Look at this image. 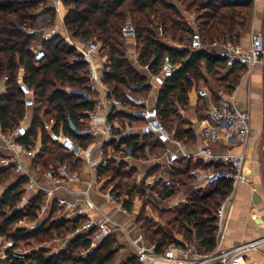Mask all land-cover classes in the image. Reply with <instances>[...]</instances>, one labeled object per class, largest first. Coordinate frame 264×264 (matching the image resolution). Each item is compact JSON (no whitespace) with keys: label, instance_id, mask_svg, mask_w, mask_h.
<instances>
[{"label":"trees","instance_id":"trees-1","mask_svg":"<svg viewBox=\"0 0 264 264\" xmlns=\"http://www.w3.org/2000/svg\"><path fill=\"white\" fill-rule=\"evenodd\" d=\"M62 1L63 6L67 7L63 24L69 35L84 41L96 38L108 51L109 64L103 74V81L114 96H121L125 89L132 86L135 91H149V87L144 85L145 73L138 70L127 56L126 40L121 35V28L127 20L135 29V50L139 64L149 63L152 73L161 70L164 57L178 65L158 89L155 104L161 121L173 131L176 139L189 142L195 139L193 129L186 126L187 122L180 117L178 111V107H187L186 92L192 83L202 82L212 91L214 88H221L230 93L243 71V67L239 65L226 68L225 60L209 50L208 46L215 40L225 39L239 43L250 15V0ZM40 8L54 12L47 0H0V78L4 74L9 75L7 92L0 96V125L3 130L8 131L25 117L26 109L16 86L21 66L24 70L23 79L33 89L35 101L28 134L23 139L24 144L26 147L31 146L40 131L42 145L36 156L43 159L42 164L48 165L50 161L57 159L66 161L75 168L78 160L63 146L50 140L40 115L43 119L45 116H48V120L54 119L53 130L57 131L59 125H62L63 132L75 141H80L83 146L91 140L80 139L66 125V117L70 116L77 121L78 113L87 104L79 103L76 98L67 96L59 89L61 86L87 88V65L59 34L42 43L45 56L37 64L34 63L30 46L38 40V35H28L21 28L34 27L37 10ZM192 23L196 25L202 38L205 46L203 49H191L189 46L194 32ZM158 27L161 28V35ZM208 76L212 78L211 82H207ZM125 142L133 147L135 155L143 154L146 146L150 153L164 149L163 144L150 139L139 144L137 135ZM198 163L203 166L200 161ZM97 171L108 175L106 183L112 184L121 196L127 197L125 206L129 211L134 197L138 196L143 201L137 211L136 225L147 241L156 244L157 250L164 248L170 242L166 234L139 215L146 206L154 204L146 194L142 182L137 183L136 171H127L124 162H109L105 168H98ZM185 178L182 183L190 190L191 184L185 182ZM25 183L26 178L15 176L11 168L0 169V184H8L7 190L0 197V237L12 238L16 245H28L31 239L40 243L53 236L64 237L71 232L81 217L73 220L54 218L59 214L55 204L51 205L49 217L41 220L36 227L19 225L34 221L42 202V196L36 195L24 209L14 210ZM231 188V182L223 180L207 193L190 194L186 204L177 211V232L182 233L188 241L194 240L202 251L214 248L215 211ZM87 247L88 240L84 236L75 235L57 254H47V250L39 249L32 250L29 257L35 264H112L118 250L112 235L86 258L80 257L79 252ZM1 264L22 262L6 259ZM119 264H135V260L131 256Z\"/></svg>","mask_w":264,"mask_h":264},{"label":"built area","instance_id":"built-area-1","mask_svg":"<svg viewBox=\"0 0 264 264\" xmlns=\"http://www.w3.org/2000/svg\"><path fill=\"white\" fill-rule=\"evenodd\" d=\"M54 9L57 10L55 5ZM192 26L194 32L191 34L190 48H205L196 25L192 23ZM21 30L28 35H38V40L30 46L35 64L45 56L42 43L56 34L62 36L65 42L79 54L80 59L86 63L87 88L61 86L59 89L67 96L76 98L79 103L87 104V107L82 108L78 113L77 121L67 116L66 125L75 136L91 140L83 146L80 141H75L71 136L66 135L62 130V125H59L57 131L53 130L54 119H50L49 124H46L42 115L40 117L51 141L63 146L73 155L74 159H79L95 168L90 185L100 192L104 200L114 209L128 214L129 210L125 206L127 197L121 196L112 184H107L108 175L98 173L97 170L105 168L109 162L115 164L129 162L137 156L133 153V147L125 142L126 139L135 135L138 136L139 144H142L145 139L163 144L162 153L166 155L169 163L179 158L178 152L183 154L182 140L174 137L173 131L161 121L155 107L158 89L164 80L178 68V65L172 64L167 57H164L161 70L152 73L149 63L139 64L135 50V29L129 20L125 21L121 28V35L125 38L126 44L129 42L132 44L134 58L131 63L145 73L144 85L149 87V91H135L132 86V88L125 89L121 96L116 97L103 81V74L108 69L109 58L108 51L101 41L96 38L89 41L73 38L65 29L64 24L61 28L52 23L48 26L21 28ZM158 32L161 35L160 27H158ZM213 46L218 49H212ZM208 49L213 50L225 60L226 68L239 65L244 70L250 71L264 58V33L260 30L252 31L246 46L225 39L215 40L208 46ZM23 75L24 70L20 66L16 86L26 114L24 119L11 130L5 131L0 125V169L11 168L15 176L26 178L23 192L14 210L24 209L36 195L42 196V202L36 211L37 218L32 222L19 225L29 228L36 227L41 220L49 217L51 205L55 204L59 214L54 218L62 217L73 220L81 217V220L71 232L63 237L60 245L54 247L49 254L59 253L68 244L70 238L81 235L88 240V247L81 250L79 256L86 258L113 234L114 224L93 201L89 195V189L84 192L80 201L56 195V192L62 188V184L77 182L80 177L78 169L73 168L66 161L56 160L42 171L41 174L52 183L50 187L36 180V169L22 163V154H27L32 159L41 147V143H35V140L34 144L29 147H26L23 142L28 134L31 110L35 104L34 91L23 79ZM8 80V74L0 78V96L6 94ZM186 98L190 106L198 105L201 99L208 101L203 122L196 132L199 137L196 160L203 165V168L195 173L200 181L196 187L214 186L223 180L230 181L232 186L245 182L246 158L243 152L236 153L232 148L234 146L245 147L247 144L250 133L248 112L239 110L234 105L230 93L221 88H214L212 91L202 83L193 82L186 92ZM179 111L182 113V110ZM37 134L40 136V131ZM168 143H173L178 152L167 148ZM220 143H223L226 149L223 152H215L214 147ZM143 155L152 159L148 146L144 148ZM140 182L153 203L156 199L168 196L174 188L171 177L166 172L147 174L139 180V184ZM7 188L8 184H0V197ZM227 200L226 196L215 211L216 233L222 229ZM53 242L58 243L60 240L54 238ZM263 242L264 237L228 249L214 247L208 251H202L194 240L188 241L180 238L170 241L164 248L157 250L155 243L138 235L130 239L135 251L127 258L132 256L135 264H240L251 250ZM32 250L34 249L26 248L24 245H16L12 238L0 237V264L6 259H17L22 264H35L29 257Z\"/></svg>","mask_w":264,"mask_h":264},{"label":"crops","instance_id":"crops-1","mask_svg":"<svg viewBox=\"0 0 264 264\" xmlns=\"http://www.w3.org/2000/svg\"><path fill=\"white\" fill-rule=\"evenodd\" d=\"M48 1H50L53 9L54 5L57 8V10L54 9L56 13L55 24L61 28L66 8L59 0ZM250 1L251 8L248 22L239 38V44L243 46L248 44L252 31L260 30L264 33V0ZM47 14L48 12L42 13L40 17L44 18ZM192 19L191 16L190 20ZM128 44L127 51L129 48L133 52L132 44L130 42ZM211 48L218 49L216 46ZM230 94L234 105L239 110L247 111L250 118V133L246 146H234L232 148L236 153H244L246 158V181L233 185L231 191L227 194L228 200L224 209L223 226L216 233L215 247L217 249H228L235 245L264 237V159L262 157L264 145V58L250 71L243 69L237 84ZM207 102V100L201 99L196 106L187 105V110L183 107H178V111L182 110V113L179 111V114L186 119V126L192 128L195 135L193 141L182 140L183 154L176 150V146L173 143L166 144L167 148L178 152V159L169 163L168 158L161 151L158 153L151 152L152 159L139 153L129 162H124L127 171L131 169L136 171L137 183H139V180L143 176L153 172L168 173L174 188L168 196L161 197L160 199L167 201L175 197L176 199L183 198L186 201V196L189 192L184 194V191H176L178 186L183 184L182 179L185 176L187 177L185 178V182H190L192 186L191 191H194L196 195L207 193L204 192L205 188L213 189V186L206 185L196 187V184L200 181L196 178L195 174L203 168V166L199 165L195 155L199 144V137L196 132L203 122ZM40 136L37 134L34 139L35 143H41ZM225 149L226 146L223 143L214 147L215 152H223ZM39 150H37L32 159L27 154H22L21 161L25 165H31L33 169H36V180L40 184L50 187L52 183L41 173L57 159L50 161L48 165L42 164L43 159H39L36 156ZM75 160H78V165L75 168L80 173L79 180L70 184H62V188L56 192V195L63 196L69 200L80 201L83 198L84 192L89 189V195L93 201L98 205L102 213L110 217L114 224L112 236L115 238L118 246L119 256L127 257L135 251L134 246L130 243V239L138 235L143 236L135 222L141 200L138 196L134 197L132 209L128 214H123L114 209L111 204L104 200L100 192L90 185L95 168L79 159ZM201 192L202 194H200ZM153 204H156V202ZM240 264H264V242L251 250Z\"/></svg>","mask_w":264,"mask_h":264},{"label":"rangeland","instance_id":"rangeland-1","mask_svg":"<svg viewBox=\"0 0 264 264\" xmlns=\"http://www.w3.org/2000/svg\"><path fill=\"white\" fill-rule=\"evenodd\" d=\"M61 3H63L62 0H59ZM47 3L49 6H51L50 1L47 0ZM65 7V6H64ZM66 8V12H67V7ZM38 14L36 15V19H35V23H34V27H41V26H48L52 23H55V17H56V13L54 12H50L48 10H43L42 8H40L39 10H37ZM48 12V14L42 18L40 17L42 13H46ZM66 14V13H65ZM193 14L191 13V16ZM129 45V44H128ZM127 56L128 58L132 61L133 60V55L131 50L128 48L127 51ZM207 82H211L212 78L211 77H206ZM202 83V82H201ZM204 84V83H202ZM185 110H187V108H185ZM181 118H183L185 121L186 119L183 116H180ZM46 124H49V120H48V116L44 118ZM176 125V123H175ZM175 125L173 127H175ZM155 153L161 152L160 150H155ZM190 185V182H188ZM192 190V186L191 189H186V185L185 184H180V186H178L177 190L178 192H185L184 194H186L187 192H189V194L186 196V201L183 198L180 199H176L175 197L170 198L169 200H164V199H156V204H154V206H146L144 212L140 213V217H145V220L150 221V223L152 225H154V228L159 229L160 231H162L163 233L166 234V237L169 241L172 240H177L180 238H184V236L182 235V233L177 232V227H178V221L175 220V218L177 217V211L179 208H182V206L184 204H186L187 200L190 198V192L192 195L195 194L194 191ZM211 189L209 188H205L204 192H208ZM202 194V192L200 193ZM196 195V194H195ZM141 202L143 203V201L141 200ZM148 207V208H147ZM27 228H29L27 226ZM54 238H58L60 240V242L55 243L53 242ZM32 241H30V243L28 245H24L26 248H33L34 250H39V249H44L47 250V254H49L50 252H52L53 248L60 245V243L63 241V237L62 236H53L52 239L47 240V241H42L40 243L35 242L33 239H31ZM118 247V246H117ZM127 257H122L119 256V249L117 250L116 254L114 255V258L112 260V264H119L122 261H124Z\"/></svg>","mask_w":264,"mask_h":264},{"label":"water","instance_id":"water-1","mask_svg":"<svg viewBox=\"0 0 264 264\" xmlns=\"http://www.w3.org/2000/svg\"><path fill=\"white\" fill-rule=\"evenodd\" d=\"M262 157L264 159V145H263V148H262Z\"/></svg>","mask_w":264,"mask_h":264}]
</instances>
